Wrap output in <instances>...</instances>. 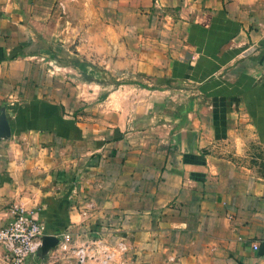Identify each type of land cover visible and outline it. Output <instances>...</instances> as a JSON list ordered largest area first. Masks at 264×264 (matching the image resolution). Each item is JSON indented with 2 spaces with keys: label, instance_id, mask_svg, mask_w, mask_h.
I'll return each mask as SVG.
<instances>
[{
  "label": "crops",
  "instance_id": "obj_1",
  "mask_svg": "<svg viewBox=\"0 0 264 264\" xmlns=\"http://www.w3.org/2000/svg\"><path fill=\"white\" fill-rule=\"evenodd\" d=\"M19 210L87 264H264V0H0Z\"/></svg>",
  "mask_w": 264,
  "mask_h": 264
},
{
  "label": "built area",
  "instance_id": "obj_2",
  "mask_svg": "<svg viewBox=\"0 0 264 264\" xmlns=\"http://www.w3.org/2000/svg\"><path fill=\"white\" fill-rule=\"evenodd\" d=\"M44 237L46 232L43 224L19 210L9 225L0 228V248H3L0 262L28 264L31 259L36 258L40 264H87L89 254L95 246L101 251L100 254L104 247L103 238L99 236L95 240L76 246L73 233L68 231L59 238L52 255L41 256L39 253ZM254 248L258 249V245H254ZM112 259L113 255L106 254L103 263L106 264Z\"/></svg>",
  "mask_w": 264,
  "mask_h": 264
},
{
  "label": "water",
  "instance_id": "obj_3",
  "mask_svg": "<svg viewBox=\"0 0 264 264\" xmlns=\"http://www.w3.org/2000/svg\"><path fill=\"white\" fill-rule=\"evenodd\" d=\"M58 240L59 239H56L54 237H49V238H47V236L44 237L43 246L41 247L39 255L41 256L46 255L45 249L56 246L58 243Z\"/></svg>",
  "mask_w": 264,
  "mask_h": 264
},
{
  "label": "rangeland",
  "instance_id": "obj_4",
  "mask_svg": "<svg viewBox=\"0 0 264 264\" xmlns=\"http://www.w3.org/2000/svg\"><path fill=\"white\" fill-rule=\"evenodd\" d=\"M63 15L66 17V14L63 13ZM68 25H69V24H68ZM48 47H50V44H48ZM57 47L61 48L60 45H57ZM71 48H72L71 50H73L72 52H73V53H76V52H74V51H75L74 49H76V48H75V47H71ZM76 59H77V58H73L74 62H76ZM77 61H79V60H77ZM79 62H81V61H79ZM84 70H85V69H84ZM87 72L92 73V75H94V77H96V79H98V80L103 79V73H102L101 70H97V72H93L92 70H86V73H87ZM105 77H106V76H105Z\"/></svg>",
  "mask_w": 264,
  "mask_h": 264
}]
</instances>
